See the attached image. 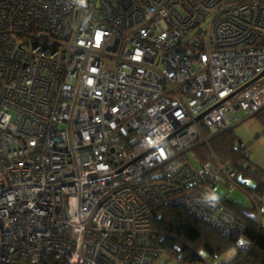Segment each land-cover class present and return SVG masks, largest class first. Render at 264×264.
<instances>
[{
    "label": "built area",
    "instance_id": "2783aa9c",
    "mask_svg": "<svg viewBox=\"0 0 264 264\" xmlns=\"http://www.w3.org/2000/svg\"><path fill=\"white\" fill-rule=\"evenodd\" d=\"M263 71L264 0H0V264H153L162 203L243 232L239 169L189 155Z\"/></svg>",
    "mask_w": 264,
    "mask_h": 264
},
{
    "label": "trees",
    "instance_id": "16d2710c",
    "mask_svg": "<svg viewBox=\"0 0 264 264\" xmlns=\"http://www.w3.org/2000/svg\"><path fill=\"white\" fill-rule=\"evenodd\" d=\"M254 116L264 123V107ZM241 123L213 136L210 147L200 145L195 148L189 158L198 169L212 165L216 159L236 165L239 169L237 187L252 200L253 206L246 207L244 203L232 200L231 196H222L216 190L220 184L215 185L214 197L233 218L244 223L246 229L227 236L209 219L195 215L186 207L170 203L156 205L152 209V228L165 256L153 264L161 260L163 264H205L206 261L211 264H264V224L261 223L264 211L257 201L264 198V167L251 159L250 145L238 136L236 128ZM263 135L257 134L256 138ZM246 149L250 152L247 157L244 155ZM233 249L237 251L236 255L223 260L224 255ZM47 264L65 263L51 259Z\"/></svg>",
    "mask_w": 264,
    "mask_h": 264
},
{
    "label": "rangeland",
    "instance_id": "374dc122",
    "mask_svg": "<svg viewBox=\"0 0 264 264\" xmlns=\"http://www.w3.org/2000/svg\"><path fill=\"white\" fill-rule=\"evenodd\" d=\"M236 131L238 136L246 144L250 145L251 159L260 166L264 167V135L261 136L260 138H256L257 134L264 133V123L262 122V120H260L256 116H253L248 120L242 122L239 126H237ZM216 190L222 196H226L229 193V188L222 184H220ZM241 196H242V191L239 188L235 189L231 193V199L234 200L235 202L241 199L244 201V205L246 207L253 206V202L251 199L245 200ZM262 210L264 211L263 205H262ZM261 223L264 224V216L261 218ZM236 252L237 251L233 249L228 253H226L222 259L230 260L236 255ZM161 261H159L157 264H163ZM171 264H175V262Z\"/></svg>",
    "mask_w": 264,
    "mask_h": 264
},
{
    "label": "water",
    "instance_id": "95a60500",
    "mask_svg": "<svg viewBox=\"0 0 264 264\" xmlns=\"http://www.w3.org/2000/svg\"><path fill=\"white\" fill-rule=\"evenodd\" d=\"M263 77H264V71L260 75H258L255 79H253L249 84H251V83H253V82H255V81H257V80H259V79H261Z\"/></svg>",
    "mask_w": 264,
    "mask_h": 264
}]
</instances>
